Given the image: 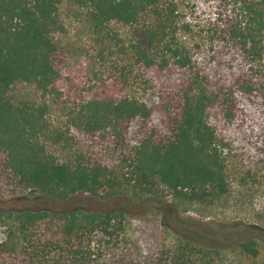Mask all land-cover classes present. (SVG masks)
Instances as JSON below:
<instances>
[{
    "label": "trees",
    "instance_id": "obj_1",
    "mask_svg": "<svg viewBox=\"0 0 264 264\" xmlns=\"http://www.w3.org/2000/svg\"><path fill=\"white\" fill-rule=\"evenodd\" d=\"M263 184L264 0H0V196L157 209ZM168 229L122 210H0V264H264L255 239L228 262Z\"/></svg>",
    "mask_w": 264,
    "mask_h": 264
},
{
    "label": "rangeland",
    "instance_id": "obj_2",
    "mask_svg": "<svg viewBox=\"0 0 264 264\" xmlns=\"http://www.w3.org/2000/svg\"><path fill=\"white\" fill-rule=\"evenodd\" d=\"M82 62L84 64L78 73L81 72L80 84L85 85V60ZM18 94L30 99L35 96L31 88L22 86L18 88ZM77 97L72 94L66 100L72 102ZM51 122L56 128L67 130L68 123L64 119L51 116ZM255 190L235 186L232 193L215 206L176 204L174 207L169 198L167 202L155 203L158 210L151 200L133 201L123 196L102 199L77 194L60 201L30 190L15 196H0V210H122L133 224L145 218L157 219L159 224L169 228L170 239L175 233L180 234L204 247L229 253L227 261L234 262L238 258L232 249L237 244L255 239L264 247V184Z\"/></svg>",
    "mask_w": 264,
    "mask_h": 264
}]
</instances>
